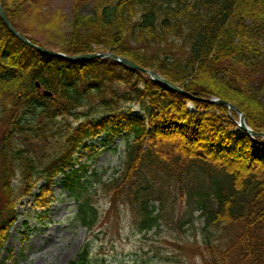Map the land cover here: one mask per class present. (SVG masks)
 <instances>
[{"label":"trees","instance_id":"16d2710c","mask_svg":"<svg viewBox=\"0 0 264 264\" xmlns=\"http://www.w3.org/2000/svg\"><path fill=\"white\" fill-rule=\"evenodd\" d=\"M0 1L14 27L35 44L67 55L111 51L197 98L168 92L110 60L68 62L40 54L0 20V209L7 213L0 253L22 198L74 167L89 139L126 128L133 139H126L122 171L109 181L94 174L106 192L119 199L120 190L130 188L147 228L154 223L151 193L167 201L174 196V202L187 194L188 206L205 213V229L234 234L226 248L207 235L211 260L205 264H227L233 250L264 264V145L233 133L225 106L198 100L231 102L254 131L264 132V79L256 80L264 72V0H107L96 2L90 15L75 9L71 20L45 8V0ZM114 122L119 128L109 130ZM66 177L74 191L82 187L79 170ZM158 184L168 185V195ZM90 199L79 207V219L92 227L98 212ZM88 249L72 264H90Z\"/></svg>","mask_w":264,"mask_h":264},{"label":"rangeland","instance_id":"374dc122","mask_svg":"<svg viewBox=\"0 0 264 264\" xmlns=\"http://www.w3.org/2000/svg\"><path fill=\"white\" fill-rule=\"evenodd\" d=\"M45 8L50 11L62 10L71 20L75 9L83 15H90L96 2L107 0H45ZM111 1V0H108ZM68 20V22H70ZM66 27H64V30ZM67 36V35H66ZM46 40L44 35H38ZM58 51V50H56ZM101 51V49H96ZM264 79V72L256 79ZM5 127L0 125V139ZM104 137L94 141L99 149ZM124 136L115 138L110 147L88 162L96 169L111 175L121 167L125 151ZM77 158L86 162L87 153ZM107 175V176H108ZM63 177L51 187L44 189L38 198H25L18 209V218L9 229V239L1 252L2 264H72L78 260L84 245L90 244L89 257L92 264H202L199 253L200 244L206 239L201 212H196L189 223L184 210L168 215L180 201H172L160 211L161 227L149 234L140 235L132 219V213L122 201L110 211V198L102 191L94 194L93 203L97 206L103 220L91 230L77 220V202L71 191L62 184ZM85 180H83L84 182ZM39 186L43 187V184ZM7 217L0 209V227ZM185 223L182 227L181 224ZM224 234L219 231V237ZM232 229L225 237L230 238ZM232 243H229L231 245ZM232 264H250L243 261L237 250L230 254ZM259 260L251 264H258Z\"/></svg>","mask_w":264,"mask_h":264},{"label":"water","instance_id":"95a60500","mask_svg":"<svg viewBox=\"0 0 264 264\" xmlns=\"http://www.w3.org/2000/svg\"><path fill=\"white\" fill-rule=\"evenodd\" d=\"M0 18L3 21V23L6 25V27L9 29V31L18 39L20 40L22 43H24L26 46L36 50L39 53H42L44 55H48V56H53V57H57V58H61V59H65L68 60L70 62H79V61H89V60H93V59H104V58H109L111 60H113L114 62H117L121 65L127 66L130 69L136 71V72H140V73H145L148 74L152 77V79L157 82L158 84L164 86L165 88L169 89L170 91L173 92H177L183 95H188L187 93H185L180 87H178L177 85L169 82L168 80L164 79L163 77H161L160 75H158L156 72L151 71V70H146L142 67H140L139 65H137L136 63L124 58V57H120L117 56L113 53H101V54H88V55H80V56H66L63 55L61 53L58 52H54L52 50H48L45 49L41 46L35 45L33 44L30 40H28L27 38H25L22 34H20L12 25V23L10 22L8 16L6 15L4 9L2 8V6L0 5ZM218 104L221 105H227L231 110H236V107L230 103H227L226 101H218ZM241 125H242V129L246 132H248L251 135H258V136H262L264 137V134H256L253 133L252 131H250L245 124V117L243 116V114L241 115Z\"/></svg>","mask_w":264,"mask_h":264}]
</instances>
